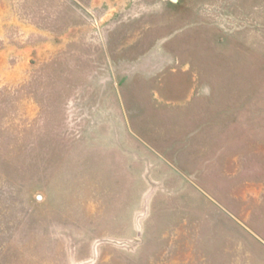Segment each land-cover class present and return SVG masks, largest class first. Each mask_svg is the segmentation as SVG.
I'll return each mask as SVG.
<instances>
[{
    "label": "rangeland",
    "instance_id": "obj_1",
    "mask_svg": "<svg viewBox=\"0 0 264 264\" xmlns=\"http://www.w3.org/2000/svg\"><path fill=\"white\" fill-rule=\"evenodd\" d=\"M0 264H264V0H0Z\"/></svg>",
    "mask_w": 264,
    "mask_h": 264
}]
</instances>
